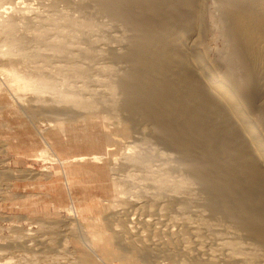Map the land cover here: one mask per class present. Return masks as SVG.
Returning <instances> with one entry per match:
<instances>
[{"label": "rangeland", "instance_id": "obj_1", "mask_svg": "<svg viewBox=\"0 0 264 264\" xmlns=\"http://www.w3.org/2000/svg\"><path fill=\"white\" fill-rule=\"evenodd\" d=\"M197 1L170 53L195 51L186 59L226 84L214 91L264 152V11L253 8L262 0L233 21L228 5ZM141 9L139 0H0V264H264V232L241 226L237 196H215L189 151L124 100L120 78L166 44L158 35L144 58L134 51L149 28ZM238 47L248 64L232 60ZM234 74H250L251 97Z\"/></svg>", "mask_w": 264, "mask_h": 264}, {"label": "bare ground", "instance_id": "obj_2", "mask_svg": "<svg viewBox=\"0 0 264 264\" xmlns=\"http://www.w3.org/2000/svg\"><path fill=\"white\" fill-rule=\"evenodd\" d=\"M102 1L104 4L107 0ZM139 1L141 3V10L143 11L142 13L146 15L143 18V23L149 24V28L146 31L138 32L135 36L134 51L140 50V54L142 51L144 53L148 52V47L150 46L148 39L158 35L166 37L165 42L167 45L164 43L165 47L162 46L163 49L161 48V50L156 53V58H154L153 63L144 62L145 64L141 67L142 69L137 68L129 70L123 78H120V81L122 79L120 86L125 93L124 100L135 105L142 104L153 117V120L158 122L159 128L166 137L170 139V141H173L175 145H181L180 152L185 154L186 151H189L185 154V161L193 163L195 176L205 184H208V187H217L218 194L215 196L227 198L236 195L237 197L235 198L236 201L234 204L240 206L242 211L243 221L241 226L246 227L247 230L255 226L256 230L254 231H258L259 234L263 235L264 159L262 161V155L264 152L261 151L258 146V139L251 140L247 138L242 127V121H244L243 115L239 113L242 115H240L239 120H236L237 116L233 118L232 115L229 114L232 109L230 110L228 105L222 102L225 101L226 103V100H222L214 91L217 90L223 94L222 90L226 84L208 75L207 66L203 63H200V66H198L196 63L192 62L193 59L192 61L186 59L189 57L187 54L191 55L195 52L191 53L192 48L189 47L190 49H188L187 47L186 49L188 51L184 56H172L170 53L171 49H169L168 44L172 42L173 36L174 40H177L178 37L177 35H171L185 28L187 19L194 15L198 1ZM217 1L223 5L226 4L229 6L230 10L226 13L230 15L229 17L231 20L242 19L241 17L244 15L243 12L246 9V3H248L247 0ZM257 3L258 6L255 7V5H253V8H263L262 10L264 11V0ZM139 6L140 5H138V8ZM124 8H120L121 14L125 12ZM224 8L223 10H226ZM226 13H224V16ZM60 28L62 27L60 26ZM241 50L243 49L232 51L236 53L234 54L235 57H232V60L237 57L235 60L240 61L242 65L248 64V56L243 54L245 51L242 53ZM144 53H142L143 55L141 54L143 58ZM238 75L239 78L236 74L233 76L231 75V81L234 80L235 83H237V86H234L237 87V90H239L238 92L247 97H251L249 95L253 90V86L248 83V80L251 79L250 74H242L243 76H240V74ZM240 77L244 80H241ZM114 85L115 84H113V87H115ZM240 106H242V104ZM213 108H215V111ZM227 108L229 110H227ZM262 108L263 106L261 109ZM194 228L195 226H190V229ZM200 242L196 241L199 247ZM204 251L206 254L215 257L214 255L216 253H213L209 249H203L202 254Z\"/></svg>", "mask_w": 264, "mask_h": 264}]
</instances>
